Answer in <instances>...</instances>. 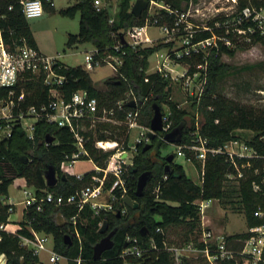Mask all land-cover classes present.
I'll list each match as a JSON object with an SVG mask.
<instances>
[{
	"label": "trees",
	"instance_id": "1",
	"mask_svg": "<svg viewBox=\"0 0 264 264\" xmlns=\"http://www.w3.org/2000/svg\"><path fill=\"white\" fill-rule=\"evenodd\" d=\"M106 1V0H105ZM132 0H116L112 4L106 1L104 7L96 11L92 0H76L72 5L59 9L64 16L73 17L79 13L77 33H69L66 40L67 46L76 43L89 42L102 57L112 59L119 57L121 64L116 68L114 76L105 81L102 89L94 87L89 72L81 66H67L63 70L66 76L61 86L64 95L68 97L76 89H85L89 95L98 100L100 106L106 108L115 105L116 101L124 97L126 92H132L139 98H145L139 111V121L149 126L152 116V104H157L162 112V106L168 107L167 117L170 120L169 129L180 127V138L176 143H189L194 138L190 132L196 131L197 135L206 139L211 147L222 146L231 138H242L258 151L264 152V108L244 103L224 95L219 90L221 79L230 72L231 66L220 61L221 54L232 55L235 50L246 49L255 42L264 46V36L254 37L249 43L241 42L233 47L219 43L217 50H212L204 58L201 54L181 56L177 60L194 69L197 63L206 64V84L198 102H192V107L200 114L199 126L194 129V119L191 124L185 118L186 112L179 109L177 104L168 99L170 84L167 78L156 73H147L148 56L161 45L148 47H131L123 44L118 50L113 45L117 42V35L126 27L140 25L146 11L135 16L131 10ZM162 7L157 9V25L170 26L173 13L170 11L182 10L188 0H157ZM184 2V5L182 4ZM42 8L52 10L51 0H41ZM244 5H264V0H237V7ZM114 10V11H113ZM0 26L7 46L19 43L23 38L26 43L36 48L32 32L23 15L18 0H0ZM113 16L112 22L109 18ZM218 16L207 21L212 25ZM213 32L220 30L213 29ZM210 31L203 30L196 33L192 40L207 37ZM231 37L230 35H228ZM168 43L167 45H170ZM168 54L173 56L172 52ZM24 99L23 107L28 105L39 106L47 101L46 86L37 79L26 80L22 83ZM0 88V96L5 93ZM18 91V90H17ZM125 108L128 105L124 104ZM120 118V115L118 116ZM217 120V122H215ZM125 127L123 124L109 122L97 123L85 132L91 137L84 143L90 158L96 165L103 166L110 154V150L103 151L93 145L94 140L121 141ZM165 132H156L148 148L139 145L134 154L132 164L124 176L125 192L122 197L116 189L118 198L112 202V210H100L97 214L85 208L75 219V224L70 217L75 214L74 206H62L59 212L65 222L55 221L56 208L46 205L42 211L28 208L22 215L19 227L15 232L0 230V255H4L6 264H36L38 257L29 249L21 246L19 236H29L27 226L38 232L51 235L53 249L68 258L67 264H77L76 258L81 259L78 264H175L172 253L166 249L168 236L178 233L183 244L190 241L193 232L200 231V215L195 199H215L222 207L239 211L244 216L246 230L226 235L232 249H240L242 240L249 234L248 228L259 225L262 218L253 215L257 208L264 207V193L252 189L253 182H259L264 165L262 159H250V166L242 169V176L230 180L226 178L229 170L228 164L222 154H208L203 162L194 158L190 151L185 150V157H191L199 170V182H195L184 171L183 165L174 160L168 162L167 155L162 154V149L167 145L163 140ZM52 136L53 140L46 143V138ZM259 137H262L259 139ZM75 150L72 134L65 127H58L39 118L34 122L33 136L28 138L25 131L19 126H14L10 136L0 139V223H7L10 212L9 205L3 201L7 197L8 185L15 177L23 179L27 186L35 189L37 195L44 191L67 196L81 186L88 178L89 173L77 179L65 174L61 178L60 164L65 155H70ZM187 161V160H186ZM168 170L165 171V165ZM48 166H52L57 176V182L48 186L44 174ZM258 168L255 172L254 169ZM144 171H150L151 176L145 183L142 194H135L137 176ZM109 185V184H107ZM125 196L136 201L137 206L132 207L124 203ZM122 210H124L122 212ZM107 224L106 231L99 232L101 223ZM29 224V225H27ZM115 229L111 239L112 246L104 250L98 259L92 258L93 245L107 232ZM156 229H158L156 231ZM75 230L79 240L74 236ZM68 234L70 242L64 235ZM135 238L140 249V254L134 256L124 253L132 245ZM198 248L202 243L195 244ZM219 264H237L232 260L218 262ZM180 264H190L188 259L181 260Z\"/></svg>",
	"mask_w": 264,
	"mask_h": 264
},
{
	"label": "built area",
	"instance_id": "2",
	"mask_svg": "<svg viewBox=\"0 0 264 264\" xmlns=\"http://www.w3.org/2000/svg\"><path fill=\"white\" fill-rule=\"evenodd\" d=\"M92 2L96 11L101 10L107 4L104 0H92ZM133 2L134 0L131 1V5ZM18 3L25 18L37 17L42 14L41 0H18ZM157 4L159 8L162 7L157 0H147L143 23L131 25L122 30L120 34H122L124 42H121L120 34H118L116 36L117 42L113 45V48L118 50L123 44L141 48L152 46V41L156 38L151 37L147 32L149 27L157 28L158 26L164 31L165 35L178 36L181 44L171 51L173 56L155 50L152 53L155 59L153 69L146 72L156 73L163 78H167L170 83H178L186 95L192 99V102L197 103L203 93L206 84V64L205 62L197 63L194 69L190 70L189 65L181 63L177 60L178 58L197 54H201L204 58L210 51L217 50L219 43L227 47H233L241 42L249 43L254 37L264 36V5L237 7V0H230L227 7L215 8L210 14H206L200 12V7L197 5L194 7L192 0H188L187 7L182 10L170 11L167 9L168 13L172 12L174 15L171 25L167 26L166 24L157 25ZM197 16L202 17L201 19L205 18L204 22H197L195 19ZM216 16H218V19H215L212 25L207 23L208 20ZM1 17L2 15H0ZM112 20L113 16L109 18V22H112ZM213 29L220 30V32H213ZM203 30L210 31V34L207 37L192 40L196 33ZM59 56V54L54 56L45 55L37 48L28 45L23 38L20 39L19 43L11 47L7 46L0 26V88L6 90L0 96V139L10 136L14 126H19L25 131L28 138H32L34 122L39 118H44L49 123L68 129L72 134L75 150L70 155H65L60 164V170L62 174H69L77 179H81L89 173L90 176L87 182L67 196L56 195L43 189L42 194L38 196L34 188L24 183L21 189L23 198L19 203L22 204V215L28 208L42 211L46 205H52L57 211L62 206H74L76 212L70 217V221L75 224L77 215L85 208H89L94 214H97L100 210H112V202L118 198L115 193L116 189L119 191V196H123L126 190L124 176L132 164L133 156L139 145L147 142L146 133L149 126H145L139 121L140 106L145 98H139L132 92H126L123 98L116 101L115 105L109 108L100 106L97 98L89 95L85 89H76L66 97L61 90V86L66 80L63 70L66 69L67 65L59 60ZM111 58L100 56L97 49L92 47L91 50L85 51L83 62L79 66L89 72L96 67L108 64L112 71L116 72L117 66L121 64V59L115 56ZM37 78L46 86L48 99L37 107L34 105L23 107L21 105L24 99L22 83ZM130 102H133L134 105H129ZM124 104L128 105L127 108ZM161 113L162 130L160 132H166L169 129L170 120L167 113ZM27 118H33L34 122L26 123L25 119ZM103 122L123 124L125 129L120 142L94 140L93 145L96 148L111 151L105 164L98 166L90 158H86L87 152L84 149V143L90 140L91 137L86 135L85 132L94 127L95 124ZM198 126L199 123L196 120L194 129L196 130ZM131 129H137L138 132L133 142L129 143ZM190 135L194 136L191 142L174 143L176 156L185 157V150H188L194 158L203 162L208 154H222L229 168L226 178L230 180L242 176V169L251 165L250 159L264 160V152L258 151L242 138H231L222 146L211 147L207 144L206 139L197 135L196 131L190 132ZM261 138L259 137V139ZM108 143L112 145L106 146ZM82 158L91 160L92 169L81 173L68 171V168L77 159ZM186 160L190 161L191 157H186ZM254 171L257 172L258 168H255ZM261 171L263 172L261 178L259 182L252 183V189L254 191L262 190L264 193V165H262ZM213 200L215 199L194 200L201 221H203L206 208ZM7 204L9 205L8 211L11 213L14 204ZM253 215L262 218L263 222L248 228L249 234L242 240L240 249H232L226 240V235L207 228H202L199 238V242L202 243L203 247L196 248L187 243L182 247H166V249L172 253L175 261H178L183 253L195 250L202 253L210 264L228 260H232L237 264H264V207L257 208ZM27 228L30 232L29 236L18 235L21 246L29 249L38 259H40V253L45 251L49 264H67L68 258L53 249L51 235L35 231L30 226H27ZM0 230L9 231L6 223H0ZM74 236L78 240L80 239L76 230ZM127 240H132V245L126 248L124 253L138 256L140 249L136 239L127 237ZM80 259L79 256L75 259L77 264ZM0 264H6L5 257L2 254L0 255Z\"/></svg>",
	"mask_w": 264,
	"mask_h": 264
},
{
	"label": "rangeland",
	"instance_id": "3",
	"mask_svg": "<svg viewBox=\"0 0 264 264\" xmlns=\"http://www.w3.org/2000/svg\"><path fill=\"white\" fill-rule=\"evenodd\" d=\"M52 10L43 8L42 14L37 17L26 18L28 26L32 32L33 38L36 43L37 49L45 55L54 56L59 54V60L67 66H77L82 64L85 51L92 49V44L89 42L76 43L72 46L66 45L67 36L69 33H77L79 13H75L73 17L61 15L58 11L61 8L72 5L76 0H51ZM105 1V0H104ZM108 1V0H106ZM112 4H115L116 0H110ZM193 6L200 7V12L210 14L215 8L227 7L230 4V0H192ZM184 5V2H182ZM159 5L157 4V8ZM184 6L187 7V4ZM197 16L195 19L197 22L202 23L204 19ZM147 32L151 37H154L152 46L160 44L157 52L168 53L179 46L181 40L178 36L165 35L158 26L149 27ZM171 43L170 45H167ZM220 61L231 66V70L220 81L219 90L226 96L235 100L252 104L256 107L264 108V46L259 42H255L246 49L235 50L232 55L221 54ZM155 62L152 54L148 56L147 72L153 69ZM115 72L112 71L108 64L101 65L89 71V75L92 79L93 85L97 89H102L105 86V81L114 76ZM170 91L168 99L174 101L179 109L186 112L185 118L188 121V125L191 124L192 118L194 122L200 119V114L197 109L192 107V99L186 95L184 90L178 83L169 81ZM136 96V95H135ZM162 112L167 113V105L162 106ZM26 123L34 122L33 118L25 119ZM138 130L131 129L128 142L131 143L134 140ZM147 142H150L148 139ZM175 152V145L173 143H167L162 149V154H169ZM174 160L183 165L185 173L193 179L195 182H199V170L197 166L191 162L186 161L183 157L175 156ZM93 164L88 159H77L72 166L68 168V171L72 172H86L92 169ZM24 186V181L20 177H15L8 185L7 197L3 199L5 203H13V210L8 216V222L6 223L7 230L15 231L19 227V222L22 219V204L19 203L22 200L23 195L21 189ZM210 212L212 217V224L207 225L206 222L200 220V231L193 232L189 236L190 241L187 242L191 245L197 244V238H200L202 228H208L216 233H222L224 235L228 233L242 232L246 230L244 216L239 211H236L229 206L222 207L220 203L213 200L209 203V206L205 210V214ZM205 217V216H204ZM203 222V225H202ZM226 225L225 231H218L219 225ZM199 241V240H198ZM182 237L177 233H171L168 236L166 247H182L185 244L182 243ZM170 252V251H169ZM187 253V252H186ZM180 256L175 264H180L181 260L188 259L190 264H210L209 261L200 252L194 254H186ZM173 256V255H172ZM174 258V256H173ZM39 262L36 264H49L47 259V253L42 251L40 253ZM175 260V259H174Z\"/></svg>",
	"mask_w": 264,
	"mask_h": 264
},
{
	"label": "water",
	"instance_id": "4",
	"mask_svg": "<svg viewBox=\"0 0 264 264\" xmlns=\"http://www.w3.org/2000/svg\"><path fill=\"white\" fill-rule=\"evenodd\" d=\"M147 6V0H134L132 3L130 10L135 16H139L142 11L146 8ZM121 42H124V39L122 37V34H120ZM131 106L134 105L133 102H130ZM152 116L149 121V130L147 131L146 135L147 138L150 140L153 138V136L156 134V132H160L162 130V113L160 110V107L157 104H152ZM180 138V127L176 126L171 128L170 130L166 131L163 135V140L166 141L167 143H176ZM53 140V137L50 136L46 138V142H51ZM150 145L149 142H145L143 144V149L148 148ZM173 157L172 153H169L167 155V161L169 162ZM168 170V164L165 165V171ZM151 176L150 171H144L141 172L137 176V182H136V188H135V194L137 196H140L142 194V189ZM61 178H65V174H61ZM57 176L55 173V170L53 169L52 166H48L47 170L45 171L44 174V180L46 185L48 186H53L57 182ZM124 203L128 206L136 207L137 203L136 201H133L129 196H125L123 199ZM55 221L58 223H63L65 222V218L62 216V214L57 210V213L55 215ZM107 224L105 221H103L99 227V232L103 233L106 231ZM115 229L110 230L107 232L105 235H103L92 247V258L93 259H98L101 255V253L104 250L109 249L112 246V235L114 233ZM64 238L66 241L70 242V237L68 234L64 235Z\"/></svg>",
	"mask_w": 264,
	"mask_h": 264
},
{
	"label": "crops",
	"instance_id": "5",
	"mask_svg": "<svg viewBox=\"0 0 264 264\" xmlns=\"http://www.w3.org/2000/svg\"><path fill=\"white\" fill-rule=\"evenodd\" d=\"M36 48H37V47H36ZM204 216H205V217H204V222H206L207 225L212 224V223H211V222H212V221H211V220H212V217H211V215H210V212H209V213L207 212V214H205ZM226 225H227V224H226ZM226 225H223V224H222V225H219V226L217 227V230H218V231H224V232H226V231H225V227H226ZM207 229H208V228H207ZM210 230H211V229H210ZM229 234H232V233H228V232H227L226 235H229ZM191 235H192V234H191ZM199 237H200V236H199ZM198 240H199V238H197V243H200ZM194 246H195L196 248H198V246H196V245H194ZM194 246H193V247H194ZM195 252H196L195 250H189V251H187L186 254H191V253L194 254ZM216 264H219V263H216ZM239 264H243V263H239Z\"/></svg>",
	"mask_w": 264,
	"mask_h": 264
},
{
	"label": "bare ground",
	"instance_id": "6",
	"mask_svg": "<svg viewBox=\"0 0 264 264\" xmlns=\"http://www.w3.org/2000/svg\"><path fill=\"white\" fill-rule=\"evenodd\" d=\"M107 142H109V140H107ZM112 144H110V143H108V144H106V146H111Z\"/></svg>",
	"mask_w": 264,
	"mask_h": 264
}]
</instances>
